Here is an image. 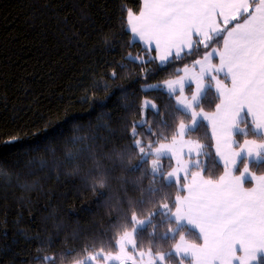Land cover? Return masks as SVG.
I'll return each instance as SVG.
<instances>
[{"label":"snow or ice","instance_id":"1","mask_svg":"<svg viewBox=\"0 0 264 264\" xmlns=\"http://www.w3.org/2000/svg\"><path fill=\"white\" fill-rule=\"evenodd\" d=\"M120 19L149 54L130 55L138 67L183 63L164 82L175 104L157 109L145 100L143 108L161 117L157 127L146 119L132 123L131 142L122 150L95 144L99 129L114 131L103 109L84 134L77 126L66 139L63 158L50 142L49 158L34 149L39 168L50 167L57 180L62 168L66 177L81 176L80 159L87 152L92 166L81 180L108 217L106 226L85 237L91 246L79 252L67 247L59 260L46 256L37 264H264V174L253 170L264 169V0H142L136 12L124 7ZM205 103L214 110L205 111ZM123 106L136 111L127 102ZM165 112L168 118H162ZM208 127L212 155L223 164V174L215 177L206 171L205 145L190 139ZM101 139L114 144L110 137ZM15 143L9 138L5 146ZM5 177L10 173L0 164ZM20 187L31 190L34 184ZM55 214L53 208V220ZM88 214L97 212L89 208ZM169 244V251L161 250Z\"/></svg>","mask_w":264,"mask_h":264},{"label":"trees","instance_id":"2","mask_svg":"<svg viewBox=\"0 0 264 264\" xmlns=\"http://www.w3.org/2000/svg\"><path fill=\"white\" fill-rule=\"evenodd\" d=\"M141 3L0 0V164L10 173V179L0 178V264H37L46 256L59 260L67 247L79 252L91 246V239L85 237L96 233L97 225H107L108 217L96 207L97 196L81 180L92 166L87 152L80 159L81 176L66 177L62 168L57 180L50 167L39 168L34 149L49 158L46 142H50L56 146L57 156L63 158L66 139L77 126L84 134L83 127L94 124L103 109L114 131L99 129L95 144L98 149L104 144L105 151L113 146L122 150L131 142L129 126L143 119L145 99L154 102L157 109L175 104L163 90L145 88L175 77L183 63L162 66L155 61L142 69L138 61L130 60V55L149 57L120 19L124 7L136 12ZM106 36L110 37L107 43ZM113 71L117 77L111 76ZM106 84L109 92L103 90ZM125 102L136 111L129 112ZM204 109L211 112L214 105L205 103ZM159 118L147 110L145 119L153 128ZM162 118H168V113ZM184 119L187 123V117ZM104 136L114 144H105ZM9 138L18 143L6 147ZM190 138L205 145L206 171L214 177L222 175L223 165L212 155L215 148L210 128H202ZM33 157H37L35 164L25 167ZM253 170L264 174V169ZM21 184H34V188L24 190ZM53 208L54 220L50 217ZM89 208L97 214L89 215ZM161 250L169 251L170 244Z\"/></svg>","mask_w":264,"mask_h":264},{"label":"rangeland","instance_id":"3","mask_svg":"<svg viewBox=\"0 0 264 264\" xmlns=\"http://www.w3.org/2000/svg\"><path fill=\"white\" fill-rule=\"evenodd\" d=\"M162 66H164V65H162ZM175 77H173V78H171V79H174ZM152 85H157V86H159V87H157V88H152L151 86ZM152 85H148V86H146V88L145 89H147V90H152V89H161V90H163L164 92H166V90H165V88H164V82L163 83H161V84H152ZM188 87H192V88H194V85H190V86H186V88H185V94L186 95H190V93H189V91H188ZM167 93V92H166ZM174 99V98H173ZM145 100H148V99H145ZM144 100V101H145ZM148 101H151V100H148ZM175 101V100H174ZM151 103H154V102H152L151 101ZM155 104V103H154ZM156 105V104H155ZM147 110L148 109H144L143 107H142V118L143 119H145V117H146V112H147ZM206 111V110H205ZM207 112H209V111H207ZM186 123V122H185ZM205 124H207V122L205 121L204 122ZM210 128V127H209ZM210 131H211V128H210ZM190 139H192V138H190ZM193 140H195V139H193ZM214 141V140H213ZM215 143V142H214ZM218 158V160H219V157H217ZM203 160H204V157H203ZM205 162V161H204ZM219 162H220V160H219ZM162 163H164V165H165V167H166V164L168 163V161L167 160H163L162 161ZM172 165L174 166L175 165V161L173 160L172 162ZM221 164H222V162H220ZM223 165V164H222Z\"/></svg>","mask_w":264,"mask_h":264},{"label":"crops","instance_id":"4","mask_svg":"<svg viewBox=\"0 0 264 264\" xmlns=\"http://www.w3.org/2000/svg\"><path fill=\"white\" fill-rule=\"evenodd\" d=\"M129 31H130V30H129ZM131 36H132V35H131ZM132 39H133L134 41H136V42H139L142 46H144V45H143V42L139 41L138 38H135V37L132 36Z\"/></svg>","mask_w":264,"mask_h":264}]
</instances>
